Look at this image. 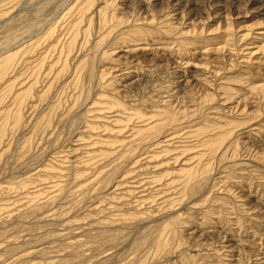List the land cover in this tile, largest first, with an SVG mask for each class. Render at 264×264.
<instances>
[{"label":"rangeland","instance_id":"obj_1","mask_svg":"<svg viewBox=\"0 0 264 264\" xmlns=\"http://www.w3.org/2000/svg\"><path fill=\"white\" fill-rule=\"evenodd\" d=\"M111 1L154 34L107 47L85 119L17 125L26 64L0 73V264H264V0Z\"/></svg>","mask_w":264,"mask_h":264},{"label":"bare ground","instance_id":"obj_2","mask_svg":"<svg viewBox=\"0 0 264 264\" xmlns=\"http://www.w3.org/2000/svg\"><path fill=\"white\" fill-rule=\"evenodd\" d=\"M13 1L12 5L18 7L17 18L14 21L17 29L12 36L17 43L16 53L2 59L0 73L13 68L20 59L21 65L26 64V67L23 66V73H20L23 77V86L18 96L17 113L15 112L17 125L25 123L26 108L36 109L38 104H45L43 113L38 119L39 123L45 125L47 129L50 128L54 116L63 106L64 114H68L67 116L76 109L79 111L83 105L88 104L95 88H103L99 85L103 76L110 71L109 67L104 68L105 66L101 65L109 54L107 47L122 48L123 45L137 43L142 40V36L151 37L154 34L149 32V28L148 31L140 25L121 28L113 33L117 27L124 26L128 19L125 14L117 16L116 12H112L115 5L109 3L112 2L111 0H61V2L58 1L60 5L53 13H48L47 10L51 3H54L51 0ZM26 72H29L28 76L25 75ZM43 77L47 79L48 84L41 88ZM2 99L3 97H0V101ZM114 104L121 106L117 101ZM84 113L79 111L78 115H71L74 117L71 125L85 119V114L88 112ZM117 173L116 169H112L101 182L109 186ZM98 237L105 238L107 235L101 232ZM139 246L142 247L143 243ZM37 252L44 254L46 249H38Z\"/></svg>","mask_w":264,"mask_h":264}]
</instances>
